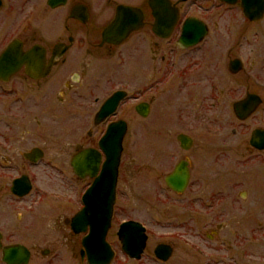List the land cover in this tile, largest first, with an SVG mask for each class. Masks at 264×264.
<instances>
[{"label": "flooded vegetation", "instance_id": "obj_1", "mask_svg": "<svg viewBox=\"0 0 264 264\" xmlns=\"http://www.w3.org/2000/svg\"><path fill=\"white\" fill-rule=\"evenodd\" d=\"M122 9L131 14L116 26ZM263 25L264 0H0V264L7 248L26 251L27 264H87L91 229L72 221L100 176L99 140L126 122L127 102L153 129L151 171L137 174L151 172L158 196L186 204L185 218H202L211 245L241 254L251 247L255 227L264 235V194L253 185L264 177V58L248 69L242 58L256 43L249 33L264 35ZM118 93L116 110L97 121ZM87 150L94 157L74 165ZM123 150L122 142L104 237L110 264H169L171 241L149 246L147 234L140 259L121 249L117 231L129 220ZM134 166H125L131 185ZM182 176L185 188L172 190L167 179ZM152 198L149 207L163 213ZM88 207L91 218L96 205ZM159 245L168 246L167 261Z\"/></svg>", "mask_w": 264, "mask_h": 264}, {"label": "rangeland", "instance_id": "obj_2", "mask_svg": "<svg viewBox=\"0 0 264 264\" xmlns=\"http://www.w3.org/2000/svg\"><path fill=\"white\" fill-rule=\"evenodd\" d=\"M228 16L229 13H225L220 24L222 22L225 24L226 20L230 18ZM235 19L239 20L240 18H233L234 21ZM260 28L263 29L264 25ZM244 29L240 28L241 31ZM216 34V31L212 32V35L216 36ZM249 35L255 37L252 41L256 43L252 44L253 53L244 55L242 59L244 63H247L245 66L247 69L249 67L260 68V64L264 58V35L258 29L254 33L250 32ZM131 105L132 102H127L122 107L120 114L125 117L124 120L127 123L121 164V179L127 186V192L124 196L126 202L124 216L128 219L147 223L146 228L149 236V246H155L157 243L173 242L176 248L175 256L173 260H170L169 264H264V235L262 229L259 231L260 228L255 227L254 235L252 236V239H254L253 244L251 247L245 249L243 254L233 249L227 251L226 248L218 245L221 242H215L211 245L206 240L202 218L199 216H193V218L188 216V219L185 218L184 212L186 210V204L179 203L181 200L173 198L168 193H164L161 197L158 196L160 188L153 183L151 172L148 173L149 175L147 177L137 174L143 169L144 171H151L152 153L148 147L150 146V139H152L149 138V134L152 133L153 129L151 128L150 119L143 121L137 117ZM48 123L52 125L53 120H49ZM97 137L98 135H96ZM131 163L135 164L134 170L136 171L135 183L132 185L128 183L129 178L125 171V166ZM253 185L255 193L264 194V177L261 176L260 179H254ZM141 197L144 199L143 204L135 202ZM152 197L160 202L157 207L162 208L164 210L163 213L160 212L157 214L151 206L149 207L153 202ZM165 197L168 199H163ZM223 233V237L230 240L226 234V230ZM206 247L218 248L217 250L219 252L216 254L212 253L210 249H205ZM216 257H218V260ZM159 264H168V262Z\"/></svg>", "mask_w": 264, "mask_h": 264}, {"label": "water", "instance_id": "obj_3", "mask_svg": "<svg viewBox=\"0 0 264 264\" xmlns=\"http://www.w3.org/2000/svg\"><path fill=\"white\" fill-rule=\"evenodd\" d=\"M160 1L163 2V0ZM125 13L131 14V11L128 9H122L118 11L116 26L125 25ZM260 13L261 10H256V14H258L256 18H259ZM200 35H205L204 29ZM193 44L194 42L191 44H187L186 46H192ZM122 98L123 94L118 93L111 100L107 101L105 106L101 109L98 115V119L103 120L108 115L113 113L115 108L117 107L118 102ZM136 111L139 113L140 109L136 108ZM125 132L126 124L124 122L115 123L107 129L104 137L99 141V147L105 154V161L103 162L100 176L96 179L94 187L86 196L87 205V200H90L91 205H96L94 209L96 213L95 219L93 220V217L88 219L90 226L92 227V232L90 234L91 236L87 237L84 240V245L87 248L86 252L89 264H109L111 260L110 251L106 246H103V237L110 224L112 204L114 201V188L116 184L117 170L122 150V139L125 135ZM89 157H94L93 151L87 150L82 152L76 158V162L74 161V165L77 162L82 163L83 160H87ZM95 161V172H97L100 162L99 155L97 153L95 154ZM73 167L76 168L77 166ZM186 182V177L183 176L181 178L171 177L167 179V184L170 186V188L177 192H181L185 188ZM88 211H90V209L86 208L79 216H77L73 220V223H76L77 220H87ZM118 235L123 245V250L131 257L139 258L144 249L146 240L143 227L140 224L134 222H127L121 226ZM161 248L163 247H159L157 250L161 252L164 251V249ZM166 251L163 252V256H159L161 260H167L169 252L168 250ZM15 257H19L17 264H26L28 260V253L26 251H21L19 248H7L3 250V262L5 264H12Z\"/></svg>", "mask_w": 264, "mask_h": 264}]
</instances>
